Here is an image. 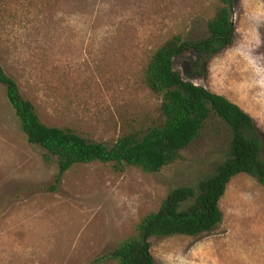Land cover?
I'll return each mask as SVG.
<instances>
[{"label": "rangeland", "instance_id": "1", "mask_svg": "<svg viewBox=\"0 0 264 264\" xmlns=\"http://www.w3.org/2000/svg\"><path fill=\"white\" fill-rule=\"evenodd\" d=\"M217 0H0V64L46 126L111 146L159 118L144 84L151 54L175 35L205 37ZM233 43L205 59L173 60L181 78L248 113L264 144V0H235ZM203 132L156 173L76 165L52 188L54 156L31 146L0 85V264H116L100 258L135 232L172 189L193 185L227 151ZM45 159V160H44ZM221 222L195 237L150 238L156 264H264V186L239 174L219 203Z\"/></svg>", "mask_w": 264, "mask_h": 264}, {"label": "trees", "instance_id": "2", "mask_svg": "<svg viewBox=\"0 0 264 264\" xmlns=\"http://www.w3.org/2000/svg\"><path fill=\"white\" fill-rule=\"evenodd\" d=\"M217 1L205 37L190 40L175 35L161 44L147 62L144 84L161 98L159 118L142 128H128L111 146L86 140L70 128L43 124L36 107L22 97L16 81L0 64V85L27 142L56 159L52 188L73 166L92 162L111 164L115 172L129 166L156 173L177 161L180 152L203 132H213L214 121L224 127L228 141L224 159L193 185L169 191L156 211L140 219L134 234L101 260L156 264L150 253V238L195 237L213 230L222 220L219 203L232 178L244 174L264 186V144L252 117L224 96L183 80L173 69V60L184 53L209 59L232 45L235 0Z\"/></svg>", "mask_w": 264, "mask_h": 264}]
</instances>
